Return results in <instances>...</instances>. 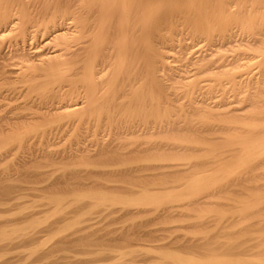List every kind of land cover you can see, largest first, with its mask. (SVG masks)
Here are the masks:
<instances>
[{"label":"rangeland","instance_id":"rangeland-1","mask_svg":"<svg viewBox=\"0 0 264 264\" xmlns=\"http://www.w3.org/2000/svg\"><path fill=\"white\" fill-rule=\"evenodd\" d=\"M27 1L31 3L29 0ZM151 1L156 2L155 5L157 4V6L154 5L155 8L157 7L155 9L157 15L155 12L147 15L146 21H148L144 25L143 22L140 24L142 19L139 18L142 17L141 14L145 10V7L143 8L145 0H136V2L127 0V7L130 8L127 13L129 24L122 27V32L128 31L122 33V38L126 37L123 38L125 40L124 50L128 49L124 52L126 55H124L125 59L122 65V72H124L108 94L104 91L105 87L110 85L115 74L114 59L117 48L116 40L119 34L115 28H109L106 41L96 44L99 48L106 47L105 49H107V51H101L102 54H100L104 55L102 58H105L103 59L105 64H102L105 70L102 75H99L102 78L98 77L99 79L95 80L97 95L101 94V97L104 95L102 106L104 112L102 110L95 111L96 114L94 111H87L79 118L77 116L72 119L61 118L60 110L68 104L87 103L89 93L84 89L86 88L85 84L79 82L80 72L78 74L77 71L59 67L56 68V72L55 70L52 72L51 78L39 75L42 77L39 78L40 80L38 78L31 79L28 77V73L31 71L39 73V69L42 67V69H47L50 65L45 64L39 67V63L36 61L34 63L26 62L27 59L23 57L24 52L21 53V56L19 50L28 51L33 48V45L34 47L40 46L43 49L38 48L36 51L41 50L42 55L46 54V57H52L56 47L52 43V45H42V47L41 44L45 39L35 40L36 44L34 39L27 43L28 37L24 38L26 40L19 38L18 34L20 33L21 36V32L4 34L0 28V145L14 136L20 137L12 144L10 143L6 150L0 151V233L12 230L13 234L10 233L11 236H8L7 233V239H5L6 237L0 239V242L4 240L2 243L6 245L4 248L5 245L1 246L2 243H0V247L5 249L4 251L3 248H0V264H93V262L94 264H118L114 263L111 257L119 253V249L120 251L128 249L127 252H135L126 258V264H174L168 260L162 261L163 258L160 259L163 255L159 253H165L166 250L171 251H167L166 254H180L179 256L182 255L181 259L191 257L197 261L211 262L217 259L235 260L240 258L246 261L249 256L253 261L248 260L251 264L264 262V150H262L264 144H261L260 149L262 151L261 160L258 158L259 162L257 160L247 162L242 169L234 172L232 177L230 176L221 184L219 183L215 189L217 191L211 190L204 193L205 195L198 194L199 196L190 198L185 196L182 190L185 184L192 179L209 176L212 172H216L212 173V176H216L220 168L229 166L240 156L241 150L239 149L241 147L238 146L254 141L257 134L259 139H264V123H262L264 122V112L259 115L261 108L264 110V102H260L264 101V93H262L264 84L257 85L261 82L264 83V78H262L264 77V73H262L264 72V61H262L264 59V47H262L264 46V23H262L264 22V0H242V2L241 0H201V2L200 0H177L173 1L175 6L172 0L171 3L169 0H161L160 4L158 0ZM41 2L48 3V9H51L49 6H55L58 3L59 5L68 4L69 12L78 16L96 8L98 5L96 3H99V0H59L58 2L57 0H42ZM133 2L134 5H132ZM29 3L30 7L32 3ZM167 3L169 7L166 6ZM141 4L142 8H140ZM170 4L173 5L172 10L169 9ZM253 4L254 6H252ZM200 5H203L202 9ZM215 6H218V9ZM175 7L177 8L175 9ZM188 8L190 9L189 16ZM140 9H143V12ZM162 9L166 10L165 14H163L164 11L160 13ZM199 9L204 10L199 12ZM36 11L39 14L40 10ZM183 11L187 13V16L185 13L183 15ZM220 11L221 14L218 13V15L217 12ZM201 13L205 16H202ZM194 15H197V18ZM36 16L38 15L34 11L33 14L29 13V16L27 15L29 22ZM215 17H221V19ZM153 18L155 24H151ZM195 19L202 21H195ZM91 21L93 22L92 19ZM91 21L90 23H92ZM164 21L166 22L164 23ZM209 22L210 24H208ZM160 24H162L161 27ZM204 24L207 26L204 27ZM218 24L219 26H217ZM147 25L151 27V30L154 27L157 34L156 31H151L149 26L147 29ZM209 25L211 26L209 27ZM220 26L222 27L219 28ZM207 27L210 29L208 30ZM142 28L144 29L142 30ZM161 28H166L162 31L163 34ZM204 28L209 31L205 32L207 35L201 33L202 31L204 33ZM223 28L224 30H222ZM142 31H145L146 35ZM164 31L168 33L165 32L167 37ZM221 32L224 35L221 36ZM200 34H202V38H200ZM13 36L16 37V40ZM147 36L148 38H146ZM203 36L206 38L202 42ZM84 38L86 39L83 36L79 41L85 42L87 39L84 41ZM165 38L167 41L172 38L168 45ZM206 39L207 42L210 39L209 44L206 43ZM20 40L22 42L19 45ZM23 40L26 44L23 43ZM79 41L76 46L83 44ZM169 43H172L171 46ZM149 46L154 47L156 51L154 49L152 51ZM158 48L162 51H159ZM168 49H170L169 52ZM214 49L220 56H213L216 52ZM189 50L196 51L190 52ZM14 53H19L21 57L14 56ZM79 53L74 54L73 52L74 56L71 54L72 57L66 59L78 63V60H82L86 55V53L84 56L82 52ZM151 53L155 56H152ZM159 55L173 60L166 61L167 63L171 62L170 64L158 66L160 65L158 64L159 60H161ZM248 55L254 60L260 57L257 65L256 61H253V65L257 66L254 67L260 68H258L260 82H258L257 69L249 72V69H254L250 66L247 69L244 68L245 71L243 69L236 70V66H240L241 62L236 64L235 62L246 59L245 57ZM249 56L248 59H250ZM154 57L158 61L154 60ZM216 61L219 64L222 63L224 71L220 70L221 66L219 67V64L215 63ZM207 62H209V69ZM194 63L195 66L196 64L198 66L193 67ZM202 64L205 67L201 68ZM80 65L82 66L81 63ZM225 66L230 69V72L229 70L227 72L230 75L223 73L227 71ZM29 67L32 69L30 70ZM171 67H174V70ZM25 68L29 69L26 71ZM101 68L102 66L97 70L99 71ZM199 68L201 71L198 70ZM205 68L210 71L207 72ZM241 70L244 75L246 74L245 78H242L243 73L242 75L238 74ZM5 71L7 74H3ZM204 72L208 76L206 73L203 75ZM234 72L237 73V78L233 74ZM249 73L257 75L250 77ZM228 76L231 77L232 83L228 82L230 80ZM254 77H258L257 80ZM254 81L258 83L252 84ZM254 85L262 88V90L259 89L260 92L257 90L262 97L257 95ZM42 86L49 87L50 90L42 91ZM55 89L57 92L54 91ZM101 91L103 94H99ZM255 94L261 97L258 100L260 103L255 104L261 108L256 107V110L252 105V102L257 100ZM252 95L256 96H254L255 99ZM249 97L253 99L251 100ZM207 98L208 100H206ZM200 102L201 106H199ZM210 103L214 106H210ZM205 106L210 108V111ZM237 107L238 109H236ZM204 110L205 112H203ZM236 110L239 111V114ZM254 111L257 112V115ZM27 117L30 119L29 121ZM45 119L56 123L47 129H39V126L44 122L47 123ZM80 119L82 121H79ZM127 135L136 136L132 143V137L128 139ZM246 140L248 141L246 142ZM240 142L243 144L241 145ZM125 169L128 170V173ZM171 192L172 194H170ZM210 192L212 194H209ZM103 193L108 197L117 195L120 199H126V197L127 199H141V197H149V195L158 196L166 193L174 198L166 204L148 207L149 210L153 209L151 212L147 209L143 211L141 208L139 209L143 213L140 210L136 212L137 207H130L131 213L130 209L128 210L129 207L123 208L126 211L122 209L124 211L122 212L119 206L109 208L104 205H96L95 201H92L94 198L91 197L100 194L103 196ZM59 200H61L60 205L56 203ZM62 200H65L64 203ZM248 204L253 207H249V209ZM144 247L154 251L147 253ZM9 248H14L16 253H13L15 251L11 249L10 255ZM214 248L221 252L215 251ZM161 249H165V251ZM116 251L118 252L114 255ZM224 251L226 252L224 253ZM121 252L123 253V251ZM219 253L220 255L217 256ZM221 253L225 254L222 255L226 259L221 256ZM12 256L13 258H11ZM158 256L160 257L158 258ZM220 256L222 259L218 258Z\"/></svg>","mask_w":264,"mask_h":264},{"label":"bare ground","instance_id":"bare-ground-1","mask_svg":"<svg viewBox=\"0 0 264 264\" xmlns=\"http://www.w3.org/2000/svg\"><path fill=\"white\" fill-rule=\"evenodd\" d=\"M27 0H0V28L2 29L1 31L4 33V34H6V33H9V32H15V31H17L16 32V34H18L19 32H21V36H20V33L18 34L19 35V38L20 39H24V38H26L27 39V37H28V41L26 40V39H24V40H26V42L28 43L30 40H32L33 41V39H34V43H35V40H38V39H45V40H43V42H42V44H41V46L42 45H44V46H49L51 43L52 44H54L53 46L54 47H56V50L54 51L53 50V54H52V57H46L45 55H42L40 52H41V50L43 49H41L40 48V46L39 47H36V49H35V47H34V45H33V48L32 49H29L27 52L26 51H20L19 50V48H18V50H19V52H20V54L22 53L23 54V52H24V54H23V57L24 58H26L27 59V61L26 62H33L34 63V61H36V62H38L39 63V67L41 66H43V65H45V64H47V65H50L47 69H39L38 71H40L39 73H37V71L36 72H33V71H31L30 73H28V77H31V79L32 78H34V79H37L38 78V80H40L42 77L41 76H39V75H43V76H47V77H45V78H48V76L50 77V76H52L53 75V71L55 70V72H56V68H59V67H62L63 69L64 68H66L67 70H74V71H77L78 72V74H79V72H80V77H79V82H82V84L84 83L85 84V87L86 88H84V89H86V90H88L87 92L89 93V98H87V103H85V104H79L78 102V104L77 103H73V104H68V105H66V106H64V108H62L60 111L62 112L61 114L62 115H60V117L61 118H74L75 116H77L78 118L80 117V116H82L85 112H87V111H94V113H96L95 111H97V112H99V111H101L102 110V106H103V99H104V95L101 97V94L100 93H102V91L104 90V88H102L103 90L101 91V92H99V96L97 95V93H96V87H97V85H96V83H95V80L97 81V79L96 78H98V77H100L99 75H102L103 74V72H104V70H105V68L103 69V65L105 64L104 63V61H103V59H105V58H102V56H104V55H100V54H102L101 53V51H103L104 52V50H106L107 51V49H105L106 47H103V48H99V46L97 47V45L96 44H98V42L100 43V42H105L106 41V39H107V36H108V30H109V28H115V30L118 32V34H119V36H117L118 38H117V40H116V51H115V49H114V51L116 52V57H115V66L114 67H116L115 68V74H114V77L112 78V81H110V85H108L107 86V88L105 87V91H104V93H107L108 94V92H110L112 89H113V86L115 85V83H116V81L118 80V79H120L121 77H122V73L124 72H122V65H123V61H124V57L126 56L125 55V50H128V49H125L124 50V48H125V36L122 38V33H126V32H128V31H124V32H122V27H124L128 22H127V13H128V9L130 10V8L129 7H127L128 5H127V0H99V3H96V5H97V7L95 8L94 6V8H92V9H90V11H87L85 14H83V15H80V17H78L77 15L75 16L74 14L75 13H71V12H69V10H70V7H69V5L68 4H66V5H59V3H58V5L56 4H54L55 6H49V7H51V9H48V6H47V4L45 3H43V2H41L40 0H29L31 3H29L28 1L26 2ZM44 1V0H43ZM59 0H57V2H58ZM69 1V0H68ZM93 1V0H92ZM97 1V0H96ZM159 2V4H160V1L161 0H158ZM170 1V3H171V0H169ZM173 1H177V0H172V2ZM209 1V0H208ZM221 1V0H220ZM254 1V0H253ZM47 2V1H46ZM52 2V1H51ZM129 2V1H128ZM135 2H136V0H135ZM167 2V1H166ZM200 2H201V0H200ZM207 2V1H206ZM205 2V3H206ZM213 2V1H212ZM223 2V1H222ZM241 2H242V0H241ZM28 3L29 4H31L30 5V7L28 6ZM50 3V2H49ZM131 3V2H130ZM155 3L156 2H152L151 0H145V6H143V8L145 9L144 10V12H143V14H141L142 15V17L141 18H139V19H142V21H140V24H141V22H143V24L144 25H146L145 23H147V21H146V18H147V15H149V14H151V13H154L155 12V9H157V7L155 8V6H157V4L155 5ZM169 3V2H168ZM168 3H167V5L166 6H168ZM180 3V2H179ZM182 3V2H181ZM198 3H199V1H198ZM197 3V4H198ZM262 3V2H261ZM140 4V3H139ZM144 4V3H143ZM185 4V3H184ZM83 5V4H82ZM132 5H134V2H133V4ZM137 5V4H136ZM155 5V6H154ZM163 5V4H162ZM162 5H160V6H162ZM171 5V4H170ZM173 5H174V2H173ZM173 5H171V7L169 8V9H171L172 10V6ZM182 5V4H181ZM191 5V4H190ZM193 5V4H192ZM203 5H204V2H203ZM203 5L201 6V9H202V7H203ZM220 5V4H219ZM222 5V4H221ZM138 6V5H137ZM159 6V7H160ZM175 6V5H174ZM178 6V5H177ZM186 7H187V4L185 5ZM200 6H198V8H200ZM206 6V5H205ZM210 6H212V5H210ZM252 6H254V4L252 5ZM92 7V6H91ZM164 7H165V4H164ZM169 7V6H168ZM168 7H167V9H168ZM192 7V6H191ZM190 7V8H191ZM197 7V6H196ZM195 7V8H196ZM216 7V6H215ZM214 7V8H215ZM218 7V6H217ZM216 7V9H218ZM231 7H232V5H231ZM140 8H142V4H141V6H140ZM161 8V7H160ZM177 7H175V9H176ZM209 8V7H208ZM220 8V7H219ZM224 8V7H223ZM132 9H133V7H132ZM137 9H139V8H137ZM174 9V10H175ZM179 9V8H178ZM184 9V8H183ZM201 9H199V12H200V10ZM231 9V8H230ZM234 9V8H233ZM242 9V8H241ZM36 10H40V12H39V14H38V12L36 11ZM189 10V13H188V16L190 15V9L188 8L187 9V11ZM195 10V9H194ZM204 10V9H203ZM203 10H201V11H203ZM212 10H215V9H212ZM223 10V9H222ZM253 10V9H252ZM260 10V9H259ZM33 11L34 12H36L37 13V15L38 16H36L35 18H34V20L32 21H30L29 22V19H28V17H27V15L29 16V13L31 14H33ZM132 11V10H131ZM157 11V10H156ZM161 12L160 13H162V11H164L163 9L162 10H160ZM166 11V10H165ZM165 11L163 12V14H165ZM181 11V10H180ZM192 11H193V9H192ZM206 11H208V10H206ZM205 11V12H206ZM219 11V10H218ZM257 11V10H256ZM179 12V11H178ZM177 12V13H178ZM209 12V11H208ZM239 12V11H238ZM253 12H255V11H253ZM261 12V11H260ZM84 13V12H83ZM141 13V12H140ZM157 12H155V14H156ZM167 13V12H166ZM173 13V12H172ZM184 11H183V15H184ZM203 13V12H202ZM202 13H201V15H202ZM218 13H220L221 14V11L220 12H217V14ZM259 13V12H258ZM179 14V13H178ZM186 14V16H187V13H185ZM193 14V13H192ZM191 14V15H192ZM224 14V13H223ZM225 14H227V13H225ZM235 14V13H234ZM262 14V13H261ZM153 16H154V14H152ZM157 15V14H156ZM162 15V14H161ZM168 15H169V13H168ZM168 15H167V17H168ZM171 15H173V14H171ZM200 15V14H199ZM204 16H205V14H203ZM202 15V16H203ZM213 15V14H212ZM219 15V14H218ZM232 15V14H231ZM253 15V14H252ZM256 15V14H255ZM33 16V15H32ZM35 16V15H34ZM85 16V17H84ZM163 16V15H162ZM161 16V17H162ZM166 16V15H165ZM165 16H164V18H165ZM182 16V15H181ZM195 16V15H194ZM215 16V15H214ZM217 16V15H216ZM222 16V15H221ZM89 17H91V19L93 20V22L91 21V19H89ZM132 17H134V16H132ZM138 17V16H137ZM150 17V16H149ZM196 18H197V15L195 16ZM201 17V16H200ZM252 17V16H251ZM262 17V16H261ZM157 18V17H156ZM216 18V17H215ZM217 18H219V17H217ZM216 18V19H217ZM148 19V18H147ZM162 19V18H161ZM160 19V20H161ZM168 19V18H167ZM194 19V18H193ZM192 19V20H193ZM199 19H202V18H199ZM219 19H221V17L219 18ZM92 22V23H90V21ZM138 20V19H137ZM151 20V19H150ZM149 20V21H150ZM164 20V19H163ZM163 20H161V21H163ZM196 20H198V19H195V21ZM224 20V19H223ZM221 20V22H223L224 23V21L226 20ZM132 21V20H131ZM156 21V20H155ZM158 21V20H157ZM156 21V22H157ZM173 21V20H172ZM198 21H202V20H198ZM261 21V20H260ZM153 23H151V24H155L154 23V18H153V21H152ZM160 22V21H159ZM166 21H164V23H165ZM208 22V21H207ZM221 22L219 23V24H221ZM227 22V21H226ZM149 23V24H150ZM172 23V22H171ZM170 23V24H171ZM178 23V22H177ZM194 23V22H193ZM212 23V22H211ZM260 23V22H259ZM262 23H264V22H262ZM129 24V23H128ZM132 24V23H131ZM143 24H142V26H143ZM163 24V23H162ZM162 24H160V27H161V25ZM173 24H175V23H173ZM196 24H197V22H196ZM200 24V23H199ZM206 24V23H205ZM204 24V27H206L207 25H205ZM208 24H210V22L208 23ZM219 24L217 25V26H219ZM226 25V24H225ZM224 25V26H225ZM148 26L149 25H147V29H148ZM155 26V25H154ZM195 26V25H194ZM197 26V25H196ZM198 26H200V25H198ZM203 26V25H202ZM201 26V27H202ZM211 25H209V27H210ZM216 26V27H217ZM223 26V27H224ZM251 26V25H250ZM128 27H129V25H128ZM133 27V26H132ZM140 27V26H139ZM144 27V26H143ZM150 27V26H149ZM159 27V28H160ZM179 27V26H178ZM209 27H207L208 28V30L210 29ZM214 27V26H213ZM222 26H220L219 28H221ZM126 28V27H125ZM134 28V27H133ZM156 28V27H155ZM218 28V27H217ZM227 28V27H226ZM225 28V29H226ZM124 29V28H123ZM141 29V28H140ZM144 28H142V30H143ZM145 29H146V27H145ZM158 29V28H157ZM162 29V28H161ZM198 29V28H197ZM202 29V28H201ZM200 29V30H201ZM124 30H126V29H124ZM129 30H130V27H129ZM139 30V29H138ZM150 30H151V27H150ZM163 30H166V28L165 29H162L161 30V32L163 31ZM168 30V29H167ZM203 30V29H202ZM204 30H205V28H204ZM208 30H205L204 31V33H203V31L201 32L202 34H206L205 32L206 31H208ZM219 30V29H218ZM222 30H224V28L222 29ZM149 31V30H148ZM151 31H156L155 33L157 34V30H155L154 29V27H153V30H151ZM160 31V30H159ZM158 31V32H159ZM189 31V30H188ZM219 31H221V30H219ZM228 31V30H227ZM1 32V33H2ZM111 32V31H110ZM131 32H132V30H131ZM140 32V31H139ZM166 31H164V33H165ZM196 32V31H195ZM209 32V31H208ZM226 32V31H225ZM138 33V32H137ZM142 33H144L145 34V31H142ZM141 33V34H142ZM149 33V32H148ZM151 33H153V32H151ZM154 33V34H155ZM167 33V32H166ZM166 33H165V36H166ZM197 33V32H196ZM11 34V33H10ZM140 34V33H139ZM161 34V33H160ZM162 34H163V32H162ZM162 34H161V36H162ZM168 34V33H167ZM170 34V33H169ZM173 34V33H172ZM175 34H176V32H175ZM189 34V33H188ZM197 34H199V32L197 33ZM197 34H195V35H197ZM202 34H200V38H202L201 36H202ZM17 35V36H18ZM126 35V34H125ZM129 35V34H128ZM133 35H134V33H133ZM146 35V34H145ZM207 35V34H206ZM209 35V34H208ZM222 35H224L223 34V32H221V36ZM228 35V34H227ZM83 36H85L86 37V39L84 38V41L85 42H80L79 40L83 37ZM152 36V35H151ZM160 36V35H159ZM168 36V35H167ZM166 36V37H167ZM174 36V35H173ZM186 36V35H185ZM220 36V37H221ZM14 37V36H13ZM21 37H23V38H21ZM141 37V36H140ZM170 37H172V36H170ZM183 37V36H182ZM189 37V36H188ZM15 38V40H16V37H14ZM19 38H17V39H19ZM110 38V37H109ZM133 38V37H132ZM146 38H148V36L146 37ZM197 38H199V37H197ZM203 38H204V40H202V42L203 41H205V38L206 37H204L203 36ZM207 38H208V36H207ZM212 38H214V37H212ZM217 38V37H216ZM160 39V38H159ZM172 39V38H171ZM170 39V40H171ZM219 39V38H218ZM24 40H23V43H25L26 44V42H24ZM165 40H166V38H165ZM169 40V41H170ZM174 40V39H173ZM173 40H172V43H173ZM179 40V39H178ZM184 40V39H183ZM193 40V39H192ZM201 40V39H200ZM199 40V41H200ZM209 40L210 39H208V42H209ZM212 40V39H211ZM215 40V39H214ZM217 40V39H216ZM220 40V39H219ZM222 40H224V39H222ZM80 42V43H83V44H81V46H76V43L77 42ZM109 41V40H108ZM128 41V40H127ZM146 41V40H145ZM167 41V40H166ZM169 41H167V45H168V42ZM186 41V40H185ZM262 41V40H261ZM20 42H22L21 40L19 41V45H20ZM102 42V43H103ZM142 42H144V41H142ZM191 42V41H190ZM189 42V43H190ZM193 42V41H192ZM195 42V41H194ZM201 42V43H202ZM207 42V39H206V43H208ZM213 42V41H212ZM219 42V41H218ZM222 42V41H221ZM31 43V42H30ZM30 43H29V47H30ZM33 43V42H32ZM37 43H39V42H37ZM79 43V44H80ZM130 43V42H129ZM147 43V42H146ZM154 43H155V41H154ZM164 43V42H163ZM172 43H169V45L171 46V44ZM178 43V42H177ZM187 43V42H186ZM185 43V44H186ZM198 43V42H197ZM196 43V44H197ZM200 43V44H201ZM210 43V42H209ZM208 43V44H209ZM261 43V42H260ZM24 44V45H25ZM36 44V43H35ZM51 44V45H52ZM148 44V43H147ZM158 44V43H157ZM161 44H162V42H161ZM183 44V43H182ZM195 44V46H197ZM203 44V43H202ZM205 44V43H204ZM214 44V43H213ZM229 44H231V43H229ZM228 44V45H229ZM16 45V44H15ZM21 45H23V44H21ZM39 45V44H38ZM102 45V44H101ZM126 45H128V44H126ZM205 45H207V44H205ZM222 45V44H221ZM14 46V45H13ZM18 46V45H17ZM16 46V47H17ZM27 46V45H26ZM146 46V45H145ZM154 46V45H153ZM159 46V45H158ZM170 46H168V47H170ZM186 46V45H185ZM188 46V45H187ZM191 46V45H190ZM193 46V45H192ZM219 46V45H218ZM20 47H22V46H20ZM43 47V46H42ZM143 47H144V45H143ZM150 47V46H149ZM156 47V46H155ZM160 47V46H159ZM164 47H166V45H164ZM167 47V48H168ZM189 47V46H188ZM210 47H211V45H210ZM209 47V48H210ZM262 47H264V46H262ZM13 48V47H12ZM24 48H25V46H24ZM38 48H40L41 50L39 51H36ZM127 48V47H126ZM142 48V47H141ZM150 48H152V47H150ZM162 49H164L163 47H161ZM202 48V47H201ZM213 48H214V46H213ZM14 49V48H13ZM17 49V48H16ZM21 49H23V47L21 48ZM153 49H154V47L152 48V51H153ZM197 49V48H196ZM217 49V48H216ZM24 50V49H23ZM52 50V49H51ZM50 50V51H51ZM73 50V51H72ZM145 50H146V47H145ZM155 51H156V49H154ZM158 50H159V48H158ZM161 50V49H160ZM159 50V51H160ZM169 50L170 49H168V52H169ZM185 50V49H184ZM215 50V49H214ZM218 50V49H217ZM71 51H72V53H71ZM86 51V52H85ZM134 51V50H133ZM162 51V50H161ZM178 51H179V49H178ZM190 51V50H189ZM192 51H196V50H192ZM192 51H190V52H192ZM216 51V50H215ZM214 51V52H215ZM219 51H220V49H219ZM12 52V51H11ZM14 52V51H13ZM15 52H17V51H15ZM73 52H74V54H77V53H79V52H82L83 53V56H84V54L86 53V55H85V57H83V59L82 60H80V62H79V60H78V63H76V62H70L68 59H69V57H72V55H73ZM143 52V51H142ZM150 52V51H149ZM188 52V51H187ZM200 52V51H199ZM42 53H44V52H42ZM51 53V52H50ZM49 53V54H50ZM82 53H81V55H82ZM139 53V52H138ZM153 53V52H152ZM151 53V55L152 56H155V55H153ZM155 53H159V52H155ZM174 53V52H173ZM186 53V52H185ZM202 53V52H201ZM12 54V53H11ZM22 54H21V56H22ZM48 54V53H47ZM72 54V55H71ZM80 54V53H79ZM104 54V53H103ZM146 54L148 55L149 53H147V51H146ZM160 54V53H159ZM206 54H207V52H206ZM214 54V53H213ZM213 54H210V55H213ZM253 54H255V53H253ZM258 54V53H257ZM261 54V53H260ZM6 55V54H5ZM13 55V54H12ZM15 55H18V56H20L19 55V53H14V56ZM125 55V56H124ZM150 55V56H151ZM188 55V54H187ZM215 55H219L218 53H217V51L215 52V54L213 55V56H215ZM259 55V54H258ZM262 55V54H261ZM260 55V56H261ZM1 56H3V55H1ZM7 56V55H6ZM20 56V57H21ZM48 56V55H47ZM74 56V55H73ZM149 56V55H148ZM157 56V55H156ZM193 56V55H192ZM220 56V55H219ZM249 56V55H248ZM247 56V57H248ZM254 56V55H253ZM68 57V59H66ZM171 57H173V56H171ZM170 57V58H171ZM204 57V56H203ZM247 57H245L246 59H244V60H242V61H240L239 60V62L237 61V62H235V64L236 63H242L243 62V64L241 65V63H240V66H236V70H239L240 71V69H243L244 70V68H246L247 69V67H250L251 66V68H254V69H249L250 71L249 72H251L252 70L254 71L255 69H257L256 71H258V73L257 74H259V70H258V68H255V67H257V66H255V65H253V63L255 62L256 63V65H257V62H258V60H260L259 58L260 57H258V59H257V57H256V59L257 60H254V59H252L251 58V56H249V58L250 59H248ZM11 58V57H10ZM17 58V57H16ZM112 58V57H111ZM145 58V57H144ZM158 58V57H157ZM161 58V60H159V63L158 64H160V65H158V66H161L162 67V65H164L165 66V64H168L166 61H170V60H173V59H170V60H168L169 58H166V57H164V55L163 56H160L159 55V59ZM180 58V57H179ZM217 58V57H216ZM224 58V57H223ZM152 59V58H151ZM187 59V58H186ZM192 59V58H191ZM201 59V58H200ZM210 60H212L211 58H209ZM226 59V58H225ZM236 59V58H235ZM234 59V60H235ZM248 59V60H247ZM261 59H262V57H261ZM23 60V59H22ZM21 60V61H22ZM148 60V59H147ZM154 60H156V61H158L157 59H156V57H154ZM217 60V59H216ZM247 60V61H246ZM17 61V60H16ZM146 61V60H145ZM152 61V60H151ZM175 61V60H174ZM173 61V62H174ZM219 61H220V59H219ZM254 61V62H253ZM262 61H264V59H262ZM6 62V61H5ZM8 62H10L9 60H8ZM20 62V61H19ZM148 62V61H147ZM155 62V61H154ZM185 62H187V61H185ZM197 62V61H196ZM226 62V61H225ZM245 62V63H244ZM17 63V62H16ZM80 63L82 64V66L80 65ZM151 63V62H150ZM171 63V62H170ZM169 63V64H170ZM176 63V62H175ZM201 63V62H200ZM209 62H207V64H208ZM215 63H217V61L215 62ZM259 63H262L261 61H259ZM258 63V64H259ZM8 64V63H7ZM10 64V63H9ZM19 65H20V63H18ZM26 64V63H25ZM103 64V65H102ZM204 64H206V63H204ZM204 64H202L203 66L201 67V68H203V67H205L204 66ZM211 64V63H210ZM217 64H219V63H217ZM221 64L222 63H220L219 64V67L221 66ZM234 64V65H235ZM6 65V64H5ZM4 65V66H5ZM107 65V64H106ZM109 65V64H108ZM135 65V64H134ZM155 65L157 66V64L155 63ZM179 65V64H178ZM194 65V66H193ZM192 66L193 67H197L198 66V64H196V66H195V63L193 64ZM224 65V64H223ZM238 65V64H237ZM252 65H253V67H252ZM260 65H262V64H260ZM260 65H258V66H260ZM13 66V65H12ZM17 66V65H16ZM38 66V65H37ZM97 66H98V68L99 67H101L102 66V68L101 69H99V71L97 70L98 68H97ZM110 66V65H109ZM108 66V67H109ZM151 66V65H150ZM211 66H213V65H211ZM215 66V65H214ZM255 66V67H254ZM14 67V66H13ZM33 67V66H32ZM38 67V68H39ZM45 67V66H44ZM154 67V66H153ZM169 67V66H168ZM218 67V68H219ZM225 67H227V66H225ZM7 68V67H6ZM23 68V67H22ZM30 68V67H29ZM28 68V69H29ZM34 68V67H33ZM113 68V67H112ZM132 68V67H131ZM166 68H167V66H166ZM165 68V69H166ZM172 68V67H171ZM174 68V67H173ZM172 68V69H173ZM201 68H199L198 70H200ZM210 67H209V64H208V69H209ZM216 68V67H215ZM217 68V69H218ZM232 68V67H231ZM28 69H26L25 68V70L27 71ZM32 68H30V70H31ZM65 69V70H66ZM148 69H149V66H148ZM155 69V68H154ZM156 69H158V68H156ZM161 69V68H160ZM163 69V68H162ZM168 69H170V68H168ZM171 69V70H172ZM176 69H178V68H176ZM192 69V68H191ZM194 69V68H193ZM206 69V68H205ZM213 69V68H212ZM211 69V70H212ZM223 68H222V66L220 67V70H222ZM234 69H235V67H234ZM234 69H232L233 71H234ZM260 69V68H259ZM16 70V69H15ZM18 70V69H17ZM35 70V69H34ZM37 70V69H36ZM57 70H59V69H57ZM112 70V69H111ZM124 70V69H123ZM174 70V69H173ZM172 70V71H173ZM225 69H223V71H224ZM228 70H229V72H230V69H228V67H227V71L226 72H223L224 74L225 73H227L228 72ZM232 70H231V72H232ZM243 70H241V72H238V74H240L241 73V75H242V73H243ZM19 71V70H18ZM107 71V70H106ZM158 71H160V70H158ZM168 71V70H167ZM176 71V70H175ZM201 71V70H200ZM202 71H203V69H202ZM205 71V70H204ZM206 71H207V69H206ZM210 70H208L207 72H209ZM245 71V70H244ZM8 72H11V71H8ZM13 72H14V70H13ZM12 72V74H14ZM17 72V71H16ZM55 72H54V74H55ZM142 72V71H141ZM170 72V71H169ZM220 72V71H219ZM22 73V72H21ZM25 73H27V72H25ZM74 73H76V72H74ZM110 73V72H109ZM147 73V72H146ZM160 73V72H159ZM205 73L206 72H204V74L203 75H205ZM254 73H256V72H254ZM250 74L249 73V75H250V77H251V75H255V74ZM262 73H264V72H262ZM3 74H7L6 73V71H5V73H3ZM11 74V73H10ZM11 74V75H12ZM151 74V73H150ZM157 74V73H156ZM169 74V73H168ZM184 74V73H183ZM211 74V73H210ZM213 74V73H212ZM228 75H230L229 73H227ZM235 76H236V78H237V73L235 74V72L233 73ZM256 74V75H257ZM22 75H23V73H22ZM55 75H57V73L55 74ZM110 75V74H109ZM108 75V76H109ZM148 75V74H147ZM177 75V74H176ZM206 75H207V73H206ZM241 75H240V77H241ZM243 75H244V73H243ZM255 75V76H256ZM262 75V74H261ZM58 76V75H57ZM56 76V77H57ZM104 76V75H103ZM106 76V75H105ZM151 76V75H150ZM150 76H149V79L151 80V78H150ZM159 76V75H158ZM208 76V75H207ZM245 76H246V74L244 75V76H242V78H245ZM4 77V76H3ZM27 77V76H26ZM41 77V78H40ZM176 77V76H175ZM198 77V76H197ZM210 77V76H209ZM229 77V81L228 82H230L231 81V77L230 76H228ZM253 77V76H252ZM258 77H259V80H258V82H260V74L258 75ZM258 77H256V78H258ZM23 78V77H22ZM40 78V79H39ZM51 78V77H50ZM53 78V77H52ZM63 78V77H62ZM100 78H102V76L100 77ZM235 78V77H234ZM255 78V77H254ZM253 78V79H254ZM255 78V79H256ZM262 78H264V77H262ZM14 79V78H13ZM34 79H33V81H34ZM65 79V78H64ZM99 79V78H98ZM138 79V78H137ZM251 80H252V78H250ZM254 79V80H255ZM7 80H9L8 78H7ZM18 80V79H17ZM57 80V79H56ZM59 80V79H58ZM102 80V79H101ZM147 80V79H146ZM145 80V81H146ZM181 80V79H180ZM233 80V79H232ZM237 80V79H236ZM241 80V79H240ZM243 80V79H242ZM241 80V81H242ZM248 80V79H247ZM257 80V79H256ZM262 80V79H261ZM3 81V80H2ZM11 81H12V79H11ZM64 81V80H63ZM1 82V81H0ZM13 82H15V81H13ZM59 83H60V80L58 81ZM238 82H239V78H238ZM251 82V81H250ZM255 82H257V81H254V83H252V84H256ZM257 82V83H258ZM57 83V82H56ZM102 83V82H101ZM152 83V82H151ZM231 83H232V81H231ZM233 83H234V81H233ZM30 84V83H29ZM48 84V83H47ZM52 84V83H51ZM108 84V83H107ZM149 84V83H148ZM261 84H264V83H258L257 85H260L261 86ZM34 85V84H33ZM53 85V84H52ZM59 85V84H58ZM76 85V84H75ZM208 85V84H207ZM234 85V84H233ZM48 86H50V85H48ZM155 86V85H154ZM242 86V85H241ZM252 86V85H251ZM256 85H254V88H256L255 89V92H257V95H260V94H258V91L257 90H259L260 89V87L259 86H256ZM43 87V86H42ZM52 87V86H51ZM70 87V86H69ZM104 87V86H103ZM235 87V86H234ZM238 87V86H237ZM253 87V86H252ZM41 88V87H40ZM134 88V87H133ZM154 88V87H153ZM159 88V87H158ZM258 88V89H257ZM13 89V88H12ZM70 89V88H69ZM76 89H77V85H76ZM83 89V90H84ZM235 89V88H234ZM38 90H39V88H38ZM43 90H45V91H49L50 90V88L49 87H43L42 88V91ZM68 90V89H67ZM159 90V89H158ZM260 90H262V88L260 89ZM260 90H259V92H260ZM54 91H56V89L54 90ZM40 92V91H39ZM51 92H52V90H51ZM57 92V91H56ZM55 92V93H56ZM75 92V91H74ZM83 92H85V91H83ZM26 93V92H25ZM28 93V92H27ZM38 93V92H37ZM41 93V92H40ZM43 93V95H44V92H42ZM54 93V92H53ZM65 93V92H64ZM68 93H69V90H68ZM76 93V92H75ZM138 93V92H137ZM237 93V92H236ZM262 93H264V92H262ZM48 94V93H47ZM50 94V93H49ZM87 94V93H86ZM86 94H85V96H86ZM103 94V93H102ZM106 94V95H107ZM114 94V93H113ZM143 94V93H142ZM54 95V94H53ZM66 95V94H65ZM88 95V94H87ZM234 95V94H233ZM248 95V94H247ZM256 95V94H255ZM254 95V96H255ZM256 95V96H257ZM71 96V95H70ZM126 96V95H125ZM203 96V95H202ZM239 96H241V95H239ZM242 96H244V95H242ZM251 96V95H250ZM253 95H252V97L255 99V97H254ZM261 96V95H260ZM260 96H257L256 98H257V102L256 101H254V102H252L251 104L252 105H254V109L256 108V107H258L257 105L255 106V104L256 103H262V102H264V101H258V100H260V98L262 97H260ZM72 97V96H71ZM87 97V96H86ZM204 97V96H203ZM233 97V96H232ZM245 97V96H244ZM252 97H249V98H251V100L253 99ZM85 98V97H84ZM198 98V97H197ZM206 98V97H205ZM204 98V99H205ZM209 98H211L210 96H209ZM235 98V97H234ZM246 98V97H245ZM128 99V98H127ZM223 99V98H222ZM75 100V99H74ZM206 100H208V98L206 99ZM205 100V101H206ZM229 100V99H228ZM241 101H242V98L240 99ZM247 100H248V96H247ZM105 101V100H104ZM197 101V100H196ZM213 101V100H212ZM212 101H209V102H212ZM221 101V100H220ZM236 101V100H235ZM234 101V102H235ZM250 101V100H249ZM67 102V101H66ZM174 102V101H173ZM224 102V101H223ZM251 102V101H250ZM197 103V102H196ZM195 103V104H196ZM205 103V102H204ZM222 103V102H221ZM225 103V102H224ZM229 103V102H228ZM178 104V103H177ZM191 104V103H190ZM198 105V104H197ZM206 105V104H205ZM213 105V104H212ZM211 105V103H210V106H212ZM238 105V104H237ZM248 105H250V104H248ZM252 105H250L251 107H252ZM133 106V105H132ZM199 106H201V102H200V105ZM198 106V108L200 109V107ZM214 106V105H213ZM216 106V105H215ZM225 106H226V104H225ZM224 106V107H225ZM232 106H233V104H232ZM250 106H249V108H250ZM52 107H55V106H52ZM177 107V106H176ZM175 107V108H176ZM179 107V106H178ZM192 107V106H191ZM205 107H207V106H205ZM204 107V108H205ZM220 107H222L221 105H220ZM230 107V106H229ZM239 107V106H238ZM238 107L236 108V109H238ZM104 108V107H103ZM128 108V107H127ZM135 108V107H134ZM165 108V107H164ZM197 108V109H198ZM204 108H202V109H204ZM212 108V107H211ZM218 108H219V106H218ZM226 108V107H225ZM231 108V107H230ZM252 108V109H253ZM258 108H261V107H258ZM50 109V108H49ZM192 109V108H191ZM207 109H208V107H207ZM210 109V108H209ZM208 109V110H209ZM233 109H235L234 108V106H233ZM241 109V108H240ZM253 109V110H254ZM165 110H168V109H165ZM206 110V109H205ZM205 110L203 111V112H205ZM242 110V109H241ZM241 110H240V112H241ZM250 110V109H249ZM256 110V109H255ZM103 111V110H102ZM131 111V110H130ZM210 111V110H209ZM235 111V110H234ZM243 111V110H242ZM57 112V111H56ZM104 112V111H103ZM199 112H202V111H199ZM231 112V111H230ZM236 112H237V110H236ZM239 112V111H238ZM237 112V113H238ZM253 112V111H252ZM255 112V114L257 115V112L256 111H254ZM261 112H264V110H262V108H261V110H260V113H259V111H258V113H259V115H261ZM47 113V112H46ZM55 113V112H54ZM89 113V112H88ZM233 113H235V112H233ZM242 114H243V112H241ZM97 114V113H96ZM100 114V113H99ZM99 114H98V116H99ZM104 114H106V113H104ZM135 114V113H134ZM239 114V113H238ZM43 115H44V113H43ZM47 115V114H46ZM50 115V114H49ZM56 115V114H55ZM100 115H102V114H100ZM255 115V116H256ZM25 117V116H24ZM42 117V116H41ZM47 117V116H46ZM49 117V116H48ZM59 117V119H61ZM89 117V116H88ZM97 117V116H96ZM95 117V118H96ZM103 117V116H102ZM26 118V117H25ZM35 118V117H34ZM43 118V117H42ZM76 118V117H75ZM107 118V117H106ZM164 118V117H163ZM19 119V118H18ZM22 119V118H21ZM27 119H28V117H27ZM58 119V121H61V120H63V119H61V120H59ZM100 119H101V117H100ZM112 119H113V117H112ZM15 120H17V119H15ZM22 120H24V119H22ZM30 119H28V121H29ZM39 120V119H38ZM97 120V119H96ZM103 120V119H102ZM131 120V119H130ZM32 121V120H31ZM45 121H47L46 119H45ZM57 121V120H56ZM72 121V120H71ZM75 121V120H74ZM79 121H82V119H80ZM106 121V120H105ZM125 121V120H124ZM25 122V121H24ZM26 122H27V120H26ZM34 122H36V121H34ZM103 122V121H102ZM22 123V122H21ZM40 123H42V122H40ZM56 122L55 121H47V123H45L44 122V124H42L41 126H39V129H47V127H50L51 125H53V124H55ZM70 123V122H69ZM76 123V122H75ZM109 123V122H108ZM125 123V122H124ZM132 123V122H131ZM262 123H264V122H262ZM23 124V123H22ZM31 125H33L32 123H30ZM135 124H138V123H135ZM253 124H255V123H253ZM24 125H26V124H24ZM38 125H39V123H38ZM129 126V125H128ZM133 126V125H132ZM135 126H137V125H135ZM124 128V127H123ZM34 130V129H33ZM52 130V129H51ZM132 130V129H131ZM35 131V130H34ZM124 131H125V129H124ZM133 131V130H132ZM26 132V131H25ZM28 132V131H27ZM26 132V133H27ZM29 132H31L30 130H29ZM41 132V131H40ZM126 132H127V130H126ZM129 132V131H128ZM135 132V131H134ZM35 133V132H34ZM130 133V132H129ZM129 133H127V134H129ZM17 134H19V133H17ZM25 134V133H24ZM42 134V133H41ZM46 134V133H45ZM44 134V135H45ZM28 135V134H27ZM258 135V134H257ZM255 136L256 137V139H254V141H252V142H248V144L246 143L245 145L242 143V142H240V144L243 146H238V147H241V149H239V150H241V152H240V156L239 157H237V159L236 160H234V162L232 163V164H230L229 166L227 165V166H225V167H222V168H220L217 172V175L215 176H212V173H214V172H212L211 173V175H209V176H202V177H198V178H196V179H192L190 182H187L186 184H185V187L182 189L183 190V194H185V196H189L190 198H194V196H196V195H205L204 193H208L209 191H211V190H215L216 188H217V186H218V184L220 183L221 184V182H223V181H225V179L227 180V178H229L230 176L232 177L233 175V173L234 172H236L237 170H239V169H242L244 166H245V164L247 163V162H250V160L251 161H255V160H257V162H259L258 161V158H260V160H261V158L262 157H260V156H262L261 155V153H262V151H260V149H261V144H264V139H259V137L258 136ZM134 136V135H133ZM260 136V135H259ZM130 136H128L127 135V138L128 139H131V137L129 138ZM134 137H136V136H134ZM134 137H132V139H131V143H132V140H133V138ZM20 137L18 136V137H15L14 136V138H12V139H10V140H6V141H4L1 145H0V151H3L4 149L6 150V147L11 143L12 144V142H14L15 140H17V139H19ZM24 138V137H23ZM3 139V138H2ZM7 139V138H6ZM9 139V138H8ZM127 139V140H128ZM258 139V140H257ZM130 141V140H129ZM248 140H246V142H247ZM239 144V143H238ZM262 147H264V145H262ZM262 150H264V148H262ZM238 153H239V151H238ZM131 155V154H130ZM238 155V154H237ZM254 163V162H253ZM124 166V165H123ZM131 168V167H130ZM123 169V168H122ZM128 169V168H127ZM132 169V168H131ZM136 169V168H135ZM134 169V170H135ZM119 170V169H118ZM133 170V169H132ZM110 171H113V170H110ZM116 171H117V169H116ZM121 171V170H120ZM125 171H126V169H125ZM124 171V172H125ZM127 173H128V170L126 171ZM135 172H136V170H135ZM108 173V172H107ZM106 173V174H107ZM216 173V172H215ZM214 173V174H215ZM120 174V173H119ZM125 174V173H124ZM206 174V173H205ZM113 175V174H112ZM126 175V174H125ZM204 175V174H203ZM231 179V178H230ZM229 179V180H230ZM215 191H217V190H215ZM214 192V191H213ZM95 193V192H94ZM97 194H99V193H97ZM102 194V193H101ZM96 195V197H91V198H94V200H92V201H95V204L96 205H101V206H106V207H109V208H113V207H121V210L123 209V208H127V207H129L128 208V210L130 209V207H137L138 209H137V211L136 212H138V210H140L139 208H141L143 211L144 210H149V208L148 207H151V206H156V205H162L163 203L164 204H166V202H168V201H170L171 199H173L174 197L172 196V195H170V194H172V192L170 193V194H168V193H166V194H163V195H158V196H150L149 195V197H144V198H142L141 197V199L140 198H135V199H132L131 197V199H127V197H126V199H120V197L118 198L117 197V195H116V197H108V196H104V195H106V194H104L103 193V196L102 195ZM209 194H212L211 192L209 193ZM113 195V194H112ZM157 195V194H156ZM198 195V196H199ZM207 195V194H206ZM140 196V195H139ZM193 196V197H192ZM210 196V195H209ZM208 196V197H209ZM207 197V196H206ZM205 197V198H206ZM134 198V197H133ZM177 199V198H176ZM60 201L61 200H59V202H56V203H58V205H60L59 203H60ZM63 201V200H62ZM65 201V200H64ZM64 201H63V203H64ZM90 201V200H89ZM173 201V200H172ZM93 203V202H92ZM62 204V203H61ZM249 205V204H248ZM92 206V205H91ZM94 206V205H93ZM56 207V206H55ZM247 207V206H246ZM249 207H253L252 205H249L248 206V208ZM95 208V207H94ZM96 208H97V206H96ZM103 208V207H102ZM246 208L244 207V210H245ZM250 209V208H249ZM105 210V209H104ZM124 210V209H123ZM122 210V212H124V211H126V210H124L123 211ZM142 210H140L141 212H142ZM150 212L151 211H153V209L152 210H149ZM148 211V212H149ZM130 212H131V209H130ZM135 212V211H134ZM60 213V212H59ZM119 213V212H118ZM132 213V212H131ZM143 213V212H142ZM141 213V214H142ZM147 213V212H146ZM120 214V213H119ZM145 214V213H144ZM126 215H128V214H126ZM134 216V215H133ZM33 226V225H32ZM29 227V226H28ZM29 229V228H28ZM61 229H63V228H61ZM67 230V229H66ZM3 231V230H2ZM11 232H12V230H11ZM11 232H7L8 233V236H11V235H13ZM7 233H4V232H2V233H0V239L2 240L3 238H5L6 237V235H7ZM11 233V235H9ZM14 233V232H13ZM15 236H17V235H15ZM13 237V236H12ZM32 238V237H31ZM34 238H35V236H34ZM5 239H7V237L5 238ZM10 239V238H9ZM13 239V238H12ZM15 239V238H14ZM33 239V238H32ZM0 240V241H1ZM16 240V239H15ZM159 240V239H158ZM5 241H7V240H5ZM2 242H4V240L2 241ZM2 242H0V243H2ZM33 242V241H32ZM158 242V241H157ZM22 243V242H21ZM5 245V244H4ZM3 245V243H2V245L1 246H4ZM8 245V244H7ZM10 245H11V243H10ZM27 246V245H26ZM188 246V245H187ZM6 247V245L4 246V248ZM179 247V246H178ZM184 247V246H183ZM1 248V247H0ZM3 248V247H2ZM1 248V249H2ZM3 248V249H4ZM24 248V247H23ZM34 248V247H33ZM144 248H146V247H144ZM173 248V247H172ZM0 249V250H1ZM11 249H13L14 250V248H11ZM11 249L9 248V250H10V255H11ZM30 249V248H29ZM28 249V250H29ZM143 249V248H142ZM217 249V248H216ZM215 248H214V250L215 251H218L219 249H217L216 250ZM221 249H223V248H221ZM24 250V249H23ZM35 250V249H34ZM33 250V251H34ZM131 250V249H130ZM129 250V251H130ZM152 250V249H151ZM149 248H146L145 249V251L147 252V253H152L153 251H151ZM159 250V249H158ZM161 250H164L165 251V249H161ZM213 250V251H214ZM4 251H5V249H4ZM15 252H13V253H16V250H14ZM27 251V250H26ZM36 251V250H35ZM105 251V253H106V250H104ZM119 251V253H117ZM118 251H116V252H114V255H115V253H117L114 257L112 256L111 258H113V260L112 261H114V263L115 262H117L118 264L120 263V264H124L125 263V260H126V258L127 257H129V256H131L132 255V253H135L134 251H130V252H127L128 251V249H121V251H123V253L120 251V249L118 250ZM126 251V253H124ZM156 251V250H155ZM160 251V250H159ZM168 250H166L165 251V253H159V254H161V255H163V257H161L160 259L162 260V258H163V260L162 261H169L170 263H174V264H251L249 261H251V259L249 258V256L247 257V258H249V259H247L246 258V261H248V262H246V261H244V259H242V258H240V259H235V260H218L217 258V260L216 261H211V262H206V261H204V260H202V261H197V260H195V259H193V258H191V257H187V258H185V257H183V259H181L180 257L182 256H179V255H174L173 253H172V255L170 254H166V252H167ZM173 251V250H172ZM214 251V252H215ZM18 252V251H17ZM28 252V251H27ZM110 252H113V251H110ZM168 252H171V251H168ZM219 252H221L220 250H219ZM223 252V251H222ZM226 251H224V253H225ZM4 253V252H3ZM104 253V254H105ZM224 253H221V256H224L225 254ZM6 254H8V253H6ZM26 254V253H25ZM28 254V253H27ZM154 254H155V252H154ZM157 254V253H156ZM222 254H224V255H222ZM98 255V254H97ZM100 255V254H99ZM160 255V256H161ZM195 255V254H194ZM217 255V254H216ZM220 255V253L217 255V256H219ZM227 255V254H226ZM245 255V254H244ZM27 256V255H26ZM101 256V255H100ZM156 257H157V255H155ZM160 256H158V258L160 257ZM186 256H188V255H186ZM221 256L220 257H218V258H221ZM3 257V256H2ZM10 257V256H9ZM14 257H15V255H14ZM18 257V256H17ZM138 257V256H137ZM225 257V256H224ZM233 257V256H232ZM240 257V256H239ZM1 258V257H0ZM11 258H13V256L11 257ZM27 258V257H26ZM109 258V257H108ZM132 258V257H131ZM157 258V259H158ZM200 258V257H199ZM212 258V257H211ZM244 258V257H243ZM10 259V258H9ZM156 259V260H157ZM166 259V260H165ZM222 259V258H221ZM225 259H226V257H225ZM242 259V260H241ZM7 260V259H6ZM26 260V259H25ZM63 260V259H62ZM153 260V259H152ZM212 260V259H211ZM255 260V259H254ZM257 260V259H256ZM260 260V259H259ZM111 261V260H110ZM128 261V260H127ZM204 261V262H203ZM99 262H101V261H99ZM98 262V263H99ZM133 262V261H132ZM152 262V261H151ZM160 262V261H159ZM251 262H253V261H251ZM97 263V262H96ZM157 263V262H156ZM160 263H162V262H160ZM254 263H256L257 264V262H254ZM2 264V263H1ZM25 264V263H24ZM91 264V263H90ZM93 264H94V262H93ZM116 264V263H115ZM126 264V263H125ZM259 264H264V262H259Z\"/></svg>","mask_w":264,"mask_h":264}]
</instances>
